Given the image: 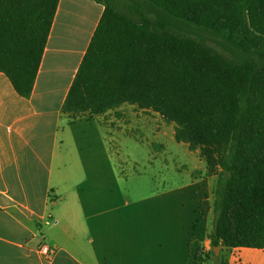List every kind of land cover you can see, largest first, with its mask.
<instances>
[{"label": "trees", "instance_id": "obj_1", "mask_svg": "<svg viewBox=\"0 0 264 264\" xmlns=\"http://www.w3.org/2000/svg\"><path fill=\"white\" fill-rule=\"evenodd\" d=\"M59 1L0 0V72L23 98L32 96ZM100 1L63 113L101 116L128 104L174 124L176 142L217 176L215 264H226L215 247L264 249V0H130L140 21ZM206 256L194 241L187 264Z\"/></svg>", "mask_w": 264, "mask_h": 264}, {"label": "crops", "instance_id": "obj_2", "mask_svg": "<svg viewBox=\"0 0 264 264\" xmlns=\"http://www.w3.org/2000/svg\"><path fill=\"white\" fill-rule=\"evenodd\" d=\"M104 10L100 0L59 1L29 99L0 72V264H187L194 241L207 253L203 264L215 262L210 239L195 228L201 211L181 193L206 208L212 198L217 176L198 151L183 144L193 157L190 182L161 193L165 164L160 170L156 160L167 141L164 126L146 113L159 114L128 104L101 116L63 113ZM134 130L159 150L144 166L152 177L146 169L118 171L112 144ZM44 245L51 257L41 253ZM220 255L226 264H264V249L221 248Z\"/></svg>", "mask_w": 264, "mask_h": 264}, {"label": "rangeland", "instance_id": "obj_3", "mask_svg": "<svg viewBox=\"0 0 264 264\" xmlns=\"http://www.w3.org/2000/svg\"><path fill=\"white\" fill-rule=\"evenodd\" d=\"M108 3L115 8L118 12H121L125 16L132 18L136 21H140L143 18L141 17L140 13L133 8V2L130 0H107ZM147 17L151 18L153 21H155L154 15H146ZM194 31V35L196 36H202L198 31ZM206 39L207 44L212 46L216 51L218 52H223L228 56H231L229 53L223 51L221 48L217 47L214 42L211 41L210 38L204 36ZM150 115L153 118H157L160 121V125L164 126V134L166 137V143H167V153L165 152L164 157L160 156V160H156V165L160 164V170L162 168V163L164 162L165 164V169L161 171V178L163 181L161 182L160 186V192L162 193H169L171 189H177L179 186H182L183 184H186L187 182H190V175L186 172L188 166L191 165L192 163V154L188 152L187 148L183 144H180L176 142L174 139V132H175V126L172 124H168L167 122L164 121V119L161 116H153V114L146 113ZM141 131H131L129 133V137L125 139H122L121 143L117 144H112L113 147L112 150L115 151L114 153V159L115 162L118 164V171L121 172L122 170L125 171V174H130V172H135L138 174L139 171L144 172L145 169L147 170V175L149 177H152L150 174L152 171L144 166L149 165V155L151 150L158 152L159 150L154 147L156 143H153V139L150 138H145L142 136ZM173 141V142H172ZM171 142V143H169ZM116 145V148L114 147ZM161 153V152H160ZM198 158L194 161V164L198 162ZM193 164V165H194ZM125 174L120 173L119 178L123 179L122 185L123 188H127V181L126 177L124 176ZM193 178L196 177V175H192ZM130 179V178H129ZM128 179V180H129ZM131 182V181H129ZM217 178L214 180V185L215 189L213 191V195L211 200L209 201V204L207 205V208L205 207V204L198 203L196 204L193 203L195 200L194 198H191L189 195V192L187 191H182V196H183V203L187 204L190 206V208L195 209V213H199L201 211V217L200 215L196 216V221L199 223L195 226V228H201L202 233L204 238L209 239L210 234L213 231L214 227V222L216 219V213H215V198H216V188H217ZM189 191V190H188ZM186 201V202H185ZM200 204L204 205L202 210L199 209ZM198 219V220H197ZM212 259V255L210 256ZM205 264H215L214 259L213 260H206Z\"/></svg>", "mask_w": 264, "mask_h": 264}, {"label": "built area", "instance_id": "obj_4", "mask_svg": "<svg viewBox=\"0 0 264 264\" xmlns=\"http://www.w3.org/2000/svg\"><path fill=\"white\" fill-rule=\"evenodd\" d=\"M41 253L46 257H51L54 253L53 249L47 245L42 246Z\"/></svg>", "mask_w": 264, "mask_h": 264}, {"label": "water", "instance_id": "obj_5", "mask_svg": "<svg viewBox=\"0 0 264 264\" xmlns=\"http://www.w3.org/2000/svg\"><path fill=\"white\" fill-rule=\"evenodd\" d=\"M221 247H215L213 248V251L215 252L216 256L220 254Z\"/></svg>", "mask_w": 264, "mask_h": 264}]
</instances>
